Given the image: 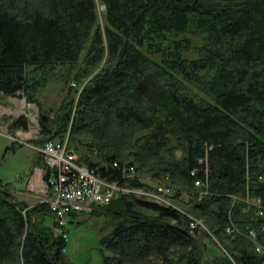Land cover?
Returning a JSON list of instances; mask_svg holds the SVG:
<instances>
[{
    "label": "trees",
    "instance_id": "trees-1",
    "mask_svg": "<svg viewBox=\"0 0 264 264\" xmlns=\"http://www.w3.org/2000/svg\"><path fill=\"white\" fill-rule=\"evenodd\" d=\"M99 2L102 23L98 0H0V95L29 99L46 70L81 61L77 80L94 73L77 112L74 100L41 110L42 142L68 128L78 161L108 182L170 188L173 207L134 193L102 205L113 223L101 264H264L247 236L264 244V219L244 200L264 205V0ZM12 127L27 128L25 116ZM2 185L0 264H68L48 204L24 213ZM190 216L206 229H190Z\"/></svg>",
    "mask_w": 264,
    "mask_h": 264
},
{
    "label": "rangeland",
    "instance_id": "rangeland-1",
    "mask_svg": "<svg viewBox=\"0 0 264 264\" xmlns=\"http://www.w3.org/2000/svg\"><path fill=\"white\" fill-rule=\"evenodd\" d=\"M103 7L104 6L101 5L98 0L97 8L100 23L103 21ZM201 43V39L193 40L194 46L200 45ZM85 52L86 49L81 52V57L85 54ZM153 57L157 58L158 56L153 55ZM102 64L103 62L99 64L98 68H100ZM70 69L71 66L57 65L46 70L43 76L40 77L41 80L38 81L39 83L32 91V95L29 99L27 97L28 95L25 93H18L15 96L0 95V178L1 182L4 181L2 186L4 187L5 184V188L9 191L11 201L13 202L22 201V199L19 198V192L25 190L27 185H30L33 188V191L38 190V183L36 184L32 178H28L29 173L33 170L34 162H36V165L39 167L38 172L41 175L42 172L44 175L46 174V167L43 162L44 153L40 150L44 144L42 141H44L45 136L43 137L41 133L38 134L39 113L41 110L49 111L53 114L52 116H54L60 106L63 107L68 100H74V107L72 106L73 109L70 112L71 116H74V113L76 114L77 112L76 104L83 86L85 83L90 81L89 79L94 73L92 72L80 80H77L78 78L76 77L78 76H75L74 74L76 72L75 70H82L81 61H78L74 65L73 71ZM36 76H39L38 73ZM65 77L66 81L64 80ZM188 87L190 90L196 91L195 87L192 85H189ZM19 115L25 116L27 120V128L21 129L12 127L14 120ZM71 116L70 120H68V127L72 122ZM68 131L69 130L67 128L65 134L60 136V138L66 136ZM141 132L142 131L137 130V127L131 129V133H135L131 142L133 138L135 139L137 136L142 134ZM121 140L124 143L123 145H125V140ZM41 142L43 143L42 145ZM28 143L33 145L31 146L33 149L27 145ZM130 150L134 151L135 148L127 149L126 145V150L123 153H128ZM75 152L80 155V153H78L79 151L76 150ZM180 154L181 151L176 150V155L180 156ZM41 168L44 171L41 170ZM143 178L147 180V174H144ZM42 184L43 190L41 191L39 198L36 199L37 201L31 202V204L26 201H22L26 204V207L23 208L22 212L25 213L28 208L39 202L47 204L45 198H47L48 190L45 182ZM202 192L204 194L206 193V190ZM120 195V193H116V196ZM77 214L78 215L74 218L75 222L68 223L64 229L66 233L64 255L67 258V262L68 264H101L102 254H107V251L103 248L100 239L111 230L113 216L109 210H106V208L102 205L80 211ZM44 221L46 225H51L54 235L60 234L56 225L52 224V216L44 217ZM215 248L214 246H211L212 251H217Z\"/></svg>",
    "mask_w": 264,
    "mask_h": 264
},
{
    "label": "built area",
    "instance_id": "built-area-1",
    "mask_svg": "<svg viewBox=\"0 0 264 264\" xmlns=\"http://www.w3.org/2000/svg\"><path fill=\"white\" fill-rule=\"evenodd\" d=\"M40 150L44 153L43 162L47 174L44 180L48 190L45 201L56 221L57 230L63 237H66L64 227L70 212L78 213L94 206L108 204L116 196V193L139 194L166 206H174L165 196L170 192V188L163 184L158 185L156 190L147 191L141 188H132L126 184L119 185L117 182H108L100 177L95 170L80 163L78 154L68 147V132L62 138L45 141ZM128 169L129 171H127ZM126 171L127 174L133 175V167L124 168V172ZM194 184L202 186L203 182L196 180ZM244 200L255 206L256 216L264 219V205L259 198L251 201L246 197ZM190 219V229L197 226L206 229L200 219L194 216H190ZM262 228H264V224ZM237 230L232 223L225 227L227 234H233ZM247 236L254 243V251L264 256V244L257 239L256 231L249 230Z\"/></svg>",
    "mask_w": 264,
    "mask_h": 264
},
{
    "label": "crops",
    "instance_id": "crops-1",
    "mask_svg": "<svg viewBox=\"0 0 264 264\" xmlns=\"http://www.w3.org/2000/svg\"><path fill=\"white\" fill-rule=\"evenodd\" d=\"M29 147H31V146H33V145H31V143L29 144H27ZM32 148V147H31ZM33 149V148H32ZM34 149H35V147H34ZM36 167V168H35ZM38 166L36 165V162H34V164H33V170H32V172L31 173H29V175H28V178H32L33 179V181L37 184L38 183V187H37V191L36 190H34L33 191V188L30 186V185H27V188H25V190H23V191H20L19 192V198L20 199H22V201H26V202H28L29 204H31V202H34V201H37L36 199H38L39 198V196L41 195L40 193H41V191L43 190V184L42 183H44V180H45V178H44V176L45 175H47V174H43V172H42V175L38 172ZM41 170H43L42 168H41ZM44 171V170H43ZM1 179V178H0ZM3 181V180H2ZM4 182V181H3ZM2 182V183H3ZM31 182V181H30ZM42 186V187H41ZM38 192H39V194H38ZM54 219V218H53Z\"/></svg>",
    "mask_w": 264,
    "mask_h": 264
}]
</instances>
